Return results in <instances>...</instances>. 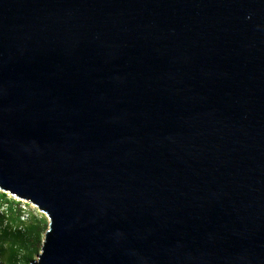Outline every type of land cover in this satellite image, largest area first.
<instances>
[{
	"label": "water",
	"instance_id": "water-1",
	"mask_svg": "<svg viewBox=\"0 0 264 264\" xmlns=\"http://www.w3.org/2000/svg\"><path fill=\"white\" fill-rule=\"evenodd\" d=\"M0 190L30 264H264V0H0Z\"/></svg>",
	"mask_w": 264,
	"mask_h": 264
},
{
	"label": "rangeland",
	"instance_id": "rangeland-1",
	"mask_svg": "<svg viewBox=\"0 0 264 264\" xmlns=\"http://www.w3.org/2000/svg\"><path fill=\"white\" fill-rule=\"evenodd\" d=\"M1 191L0 264H30L38 258L49 220L36 205L14 200L9 192L4 199Z\"/></svg>",
	"mask_w": 264,
	"mask_h": 264
},
{
	"label": "trees",
	"instance_id": "trees-1",
	"mask_svg": "<svg viewBox=\"0 0 264 264\" xmlns=\"http://www.w3.org/2000/svg\"><path fill=\"white\" fill-rule=\"evenodd\" d=\"M1 195H2V198H4V199H7V193L6 192H4V191H1ZM3 199V200H4ZM7 202H9V201H7ZM9 203H11V201L9 202ZM12 203H14L15 204V202H12Z\"/></svg>",
	"mask_w": 264,
	"mask_h": 264
},
{
	"label": "built area",
	"instance_id": "built-area-1",
	"mask_svg": "<svg viewBox=\"0 0 264 264\" xmlns=\"http://www.w3.org/2000/svg\"><path fill=\"white\" fill-rule=\"evenodd\" d=\"M13 198H14V200H17L18 199V201L19 200H22V201H25V202H27L28 203V201H26V200H24V199H21V198H19L18 196H16V195H14V196H12ZM20 203V202H19ZM24 212H25V210H24Z\"/></svg>",
	"mask_w": 264,
	"mask_h": 264
}]
</instances>
